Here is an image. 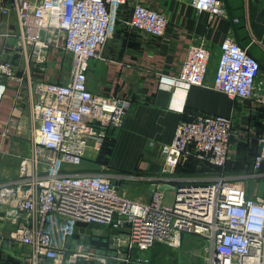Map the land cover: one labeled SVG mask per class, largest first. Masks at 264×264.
I'll return each instance as SVG.
<instances>
[{"label":"built area","instance_id":"obj_1","mask_svg":"<svg viewBox=\"0 0 264 264\" xmlns=\"http://www.w3.org/2000/svg\"><path fill=\"white\" fill-rule=\"evenodd\" d=\"M128 0H11L0 7V37L5 21L17 18L18 47L33 55L46 70L51 52L62 51L72 61L69 82L35 81L28 72L32 126L30 153L22 157L18 176L0 183V221L15 227L9 245L19 249L26 264H76L92 259V244L67 247L77 227L126 234L128 261L149 264L157 244L174 246L179 234L206 240V264H264V197L251 196L245 183L226 176L176 186L173 203L166 202L161 184H155L150 202L120 193L122 181L107 172L81 168L87 157L95 160L111 130L123 127L130 109L128 99L97 95L88 87L92 59L112 36L120 9ZM193 8L211 18L227 17L222 0H192ZM169 20L163 12L138 4L128 25L153 37L166 35ZM213 84L231 99L253 100L264 107L261 64L235 40L220 47ZM212 51L199 43L188 48L179 72L160 74L159 83L206 85ZM16 79L11 62L0 63V106L6 80ZM234 121L224 116H199L181 122L172 143L160 154L177 163L194 156L212 166H226ZM255 168L264 165V135ZM264 176V173H263ZM96 239V238H95ZM120 240V239H119ZM121 242V241H120ZM75 245V250L72 247ZM20 254V253H19Z\"/></svg>","mask_w":264,"mask_h":264},{"label":"crops","instance_id":"obj_2","mask_svg":"<svg viewBox=\"0 0 264 264\" xmlns=\"http://www.w3.org/2000/svg\"><path fill=\"white\" fill-rule=\"evenodd\" d=\"M10 1L0 0V7ZM191 1L128 0L120 9L112 36L98 57L90 62L87 74L90 91L128 99L131 106L123 127L110 131L107 145L93 161L95 166L85 171L121 177L122 181L116 182L119 189L137 201L150 202L155 184L167 185L166 195V191H172L170 186L197 183L220 175L240 181L257 174L255 168L252 175L249 172L261 151L264 107L253 100L231 99L211 85L220 56L219 47L227 38L235 40L260 62L261 80L264 81V0H222L227 17L214 18L206 11L195 10ZM138 4L166 14L169 24L165 36L153 37L129 27L128 22ZM3 33L0 63H13L16 79L6 80L7 89L0 106V183L16 178L22 157L30 153L32 113L28 72L35 81L67 83L72 68L69 57L62 51L53 50L47 59L46 70L41 71L32 48L27 49L25 55L18 47L20 28L14 14L5 21ZM199 43L212 51L206 85L180 83L169 87L160 84L159 75L179 72L188 48ZM199 116H224L234 121L227 167L218 171L204 169L194 156L171 163L160 154L162 145L173 142L181 122ZM89 158L86 160L90 161ZM248 192L253 196L251 191ZM14 230L11 224L0 221V264L15 261L26 264L13 253L15 248L8 243L14 237ZM111 234L121 233L110 231L106 236ZM5 242L10 248L3 247ZM183 244L184 235L179 234L175 245L167 246L180 249ZM102 251L97 256L115 259L105 253L108 248H102ZM166 251L165 246L157 244L149 254L153 261L159 262Z\"/></svg>","mask_w":264,"mask_h":264},{"label":"rangeland","instance_id":"obj_3","mask_svg":"<svg viewBox=\"0 0 264 264\" xmlns=\"http://www.w3.org/2000/svg\"><path fill=\"white\" fill-rule=\"evenodd\" d=\"M94 160H86L84 163L83 167L81 168L82 170H91L92 166H95V163L93 162ZM255 163V162H254ZM252 169L249 173L251 175L253 174V170L256 167L255 164L252 165ZM256 169V168H255ZM260 177H244L242 180H235L237 182H243L246 183V187L251 193L257 194L258 196L264 197V176L263 173ZM116 183V180H114V184ZM129 186V185H128ZM127 187V186H125ZM122 189H120L121 193ZM175 191H166V202L168 204L173 203V197H174ZM130 198L134 199L132 195L129 193L126 194ZM135 200V199H134ZM101 230H104L106 235L109 232V228L106 226H100ZM184 235V244L181 246L182 248L180 249H172L169 248L167 245L160 244L161 246H165L167 251L165 252V256L158 261H153L152 257L150 254H148L150 263L149 264H166V260H168V264H206L207 259L209 257V248L206 243V240L203 238H199L197 236L188 234V233H183ZM73 250H75V245L72 247ZM13 253L18 256L21 255V252L19 249L15 248L13 250ZM20 253V254H19ZM168 253L169 256H166ZM170 257V258H169ZM155 262V263H154ZM76 264H138L134 263L133 261H123L119 259H107L105 257H99L97 256L96 258L92 259H81L79 260Z\"/></svg>","mask_w":264,"mask_h":264},{"label":"water","instance_id":"obj_4","mask_svg":"<svg viewBox=\"0 0 264 264\" xmlns=\"http://www.w3.org/2000/svg\"><path fill=\"white\" fill-rule=\"evenodd\" d=\"M163 186H164L162 187L163 190L167 188V185L166 186L163 185ZM168 188L172 190L175 189V187L173 186H170ZM75 233L76 234L74 235L73 238L68 239V243H67L68 248H70L71 245L73 244H76V245L83 244L85 248L82 250L86 251L87 248L90 247L92 240L97 238V239H101L104 243H108V252H105L108 256L116 258V259L118 258L127 259L128 258L129 244L126 242L128 237L124 233L120 235L111 234L110 236H106V234H104L102 231H97V229L84 228V227H77L75 229ZM7 244L8 243L5 242L3 247L10 248ZM13 248L14 247H12V249ZM100 252L101 253L103 252L102 249H98V253Z\"/></svg>","mask_w":264,"mask_h":264},{"label":"trees","instance_id":"obj_5","mask_svg":"<svg viewBox=\"0 0 264 264\" xmlns=\"http://www.w3.org/2000/svg\"><path fill=\"white\" fill-rule=\"evenodd\" d=\"M108 139H109V135H108V137H107V139H106V141H105V143H104V147H102V149H101V152H100V154L102 153V150H103V148H105V146L107 145V141H108ZM100 154H99V156H100ZM100 158V157H99ZM98 158V159H99ZM255 159H256V157H255ZM107 159L105 158V161H106ZM197 160V159H196ZM95 161V160H94ZM199 161V160H198ZM201 164H202V166L204 167V169H206V168H208L207 170H213V171H218L220 168L219 167H215V166H212V165H210V164H208V163H204V162H201V161H199ZM228 163V162H227ZM225 167H227V164H226V166ZM259 173H264V165L259 169V171H258ZM92 244L96 247V248H98V249H102V248H108V243H104L101 239H94V240H92ZM12 264H19L18 262H14V263H12Z\"/></svg>","mask_w":264,"mask_h":264}]
</instances>
